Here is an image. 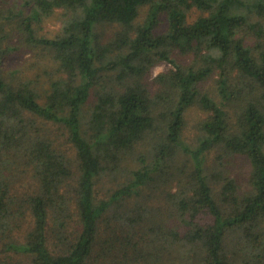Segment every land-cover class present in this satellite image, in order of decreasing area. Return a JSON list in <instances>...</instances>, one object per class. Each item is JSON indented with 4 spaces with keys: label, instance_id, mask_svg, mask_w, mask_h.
<instances>
[{
    "label": "trees",
    "instance_id": "obj_1",
    "mask_svg": "<svg viewBox=\"0 0 264 264\" xmlns=\"http://www.w3.org/2000/svg\"><path fill=\"white\" fill-rule=\"evenodd\" d=\"M22 1L9 20L53 64L46 88L0 67V264H264V0ZM214 151L249 162L246 190Z\"/></svg>",
    "mask_w": 264,
    "mask_h": 264
},
{
    "label": "rangeland",
    "instance_id": "obj_2",
    "mask_svg": "<svg viewBox=\"0 0 264 264\" xmlns=\"http://www.w3.org/2000/svg\"><path fill=\"white\" fill-rule=\"evenodd\" d=\"M23 1L22 0H0V31L3 35H6L3 37L2 42L0 43V48L3 49L1 51L0 55L2 56L0 58V67L1 70H4L10 73H16V76L19 77H25V78H33L35 80H38L39 82V88L43 87L46 88L47 84H45L47 79L46 69L50 68L53 64L52 59L50 56L47 55L46 48L43 46L38 47H30V45L25 41L26 39L20 35V31L18 29V26L15 21L9 20L12 17L14 19L18 18V21L22 22V17L20 16L21 10H23ZM27 12V11H26ZM146 9L143 10L142 14L145 15ZM203 12L200 10L194 8L191 11V18H197L198 16L202 15ZM11 15V16H10ZM16 15L18 17H16ZM59 12L49 16L45 17L44 20L40 23H34V27L36 28L37 36L38 37H47V38H53L55 37L61 30V21L58 17ZM8 18V19H7ZM162 24L159 28V30L166 28V16L162 15ZM53 22L55 24H59L60 28L53 33L47 26V22ZM115 30L114 27H101L99 31V35L104 38V40H107L110 35H112L113 31ZM176 56V59L178 62H188L189 56L183 57V56ZM163 65L164 72L166 73L170 70L174 69L173 64H170L169 62L163 61L158 63L156 66ZM154 66L150 74L147 78V81L149 82L150 87L153 89L155 85V79L152 78V70L156 67ZM40 84L42 86H40ZM204 92H213L215 89V80H209L207 81L203 87ZM91 103L94 100V98H91ZM206 118V113L200 109L198 105L193 106L186 114V131L185 136L186 139L190 142L195 140V137L198 134L197 126L202 120ZM50 132H52L53 136L58 140V143L62 148L67 152V154L73 158L74 157V151L71 146V144L66 140L64 136L61 135V132L58 130V127L50 129ZM145 149V148H142ZM217 152H212L207 156V164H209L210 167L214 168L215 166L224 167L225 169H228L230 171L229 175L231 177H234L238 180L239 186L242 190H246L248 188V181H249V175H250V164L248 161L244 159H235L234 162L229 163L228 161H224L226 164L219 165L217 161ZM106 187L112 186V182L109 180L105 183ZM116 184V183H115ZM20 184L19 186H21ZM212 185L214 187V190L216 194L218 195V192L220 191V186L216 181H212ZM171 183L168 184V187H171ZM26 182H24L23 188H28ZM104 185L103 189H107ZM102 190V189H101ZM102 192H104L102 190ZM219 200V197H218ZM25 217L28 219V222H26L23 229L30 228L31 221H30V213L27 212ZM104 238L106 236L104 235Z\"/></svg>",
    "mask_w": 264,
    "mask_h": 264
},
{
    "label": "clouds",
    "instance_id": "obj_3",
    "mask_svg": "<svg viewBox=\"0 0 264 264\" xmlns=\"http://www.w3.org/2000/svg\"><path fill=\"white\" fill-rule=\"evenodd\" d=\"M47 26L48 28L55 33L59 28L60 25L59 24H55L51 21L47 22ZM164 67L163 65L160 66H156L153 70H152V78L155 79L156 77H158L160 74H162L164 72Z\"/></svg>",
    "mask_w": 264,
    "mask_h": 264
}]
</instances>
